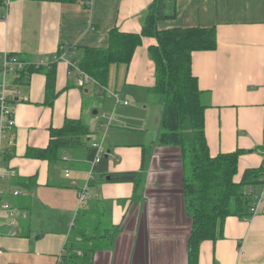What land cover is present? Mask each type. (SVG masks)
Masks as SVG:
<instances>
[{"label": "crops", "instance_id": "obj_1", "mask_svg": "<svg viewBox=\"0 0 264 264\" xmlns=\"http://www.w3.org/2000/svg\"><path fill=\"white\" fill-rule=\"evenodd\" d=\"M154 1L90 0L84 6L12 0L5 14L0 7V57L15 54L30 64H54L55 71L50 106L44 101L42 72L14 88V127L4 144L9 151L5 159L2 156L0 172V199L9 205L7 210L0 205V264H61L70 240H79L82 233L106 235L111 227L118 232L107 247L93 253L92 264H264V201L251 218L227 217L221 238L201 242L190 255L181 152L156 146L158 125L154 135L132 126L129 104H120L136 95L160 105L155 97L157 102L149 99L148 90L154 84L148 46L155 41L143 38L127 69L110 66L104 92L98 93L107 97L100 103L104 120L109 117L106 129L89 117L97 103L91 97L85 101V95L88 87L95 89L94 81L79 88L78 70L59 58L68 46L78 48L75 54L83 48H106L113 30L140 33ZM162 6L159 31L215 29L217 48L193 53L191 68L207 105L204 137L209 154L241 151L234 177L239 181L246 169L264 162L259 151L264 145V0H164ZM66 121L80 122L89 130V136L81 138L86 146L64 150L54 162L27 156L46 149L51 131ZM95 133L104 136L108 163L106 171L95 172L87 182L88 149ZM123 172H141L140 180L133 184L100 178ZM81 187L89 196L78 208ZM14 191L20 194L13 196ZM77 216L85 222L73 233Z\"/></svg>", "mask_w": 264, "mask_h": 264}, {"label": "trees", "instance_id": "obj_2", "mask_svg": "<svg viewBox=\"0 0 264 264\" xmlns=\"http://www.w3.org/2000/svg\"><path fill=\"white\" fill-rule=\"evenodd\" d=\"M74 4L81 2L86 6L88 0H33ZM164 0H155L147 9L138 34L110 31L106 48L67 47L70 62L86 74L95 83L98 93L108 81L111 65L125 66L126 69L135 49L141 45L143 38L153 39L154 44L148 46V54L154 66V84L148 89L150 95L160 104L161 112L158 120V136L154 144L159 147L179 148L183 166V197L186 214L191 222L189 235L190 255L193 256L199 244L206 240L221 238V229L227 217L251 218L258 214L251 209L256 197L264 185V162L260 167L246 169L239 181L235 180L237 163L241 151L211 156L205 139L204 93L199 89L197 78L192 72V54L213 51L217 48L215 29L212 28H173L159 31L157 22L164 18ZM4 1L0 0V7ZM6 11V10H5ZM5 15L2 16V18ZM73 53V54H72ZM25 62V61H24ZM30 64L13 79L14 86L27 82L35 72H42L46 78L47 105H52L55 94L54 64L47 67ZM51 131V138L46 149L30 151L27 156L58 161L62 151L86 146L81 138L89 136V130L80 122L66 121L58 131ZM89 148V147H88ZM264 145L260 153H264ZM9 147L3 149V158ZM95 156L90 146L88 160ZM108 160L101 158L95 172L106 171ZM145 151H143L141 169L145 168ZM187 168V169H186ZM189 168V169H188ZM103 174V173H102ZM141 172H123L104 174L100 178L109 177L112 182L137 184ZM33 181V180H31ZM34 183V181H33ZM106 235H80L79 240H70L68 250L61 264H92V255L107 247L118 232L117 227L105 230ZM79 235V234H78Z\"/></svg>", "mask_w": 264, "mask_h": 264}, {"label": "built area", "instance_id": "obj_3", "mask_svg": "<svg viewBox=\"0 0 264 264\" xmlns=\"http://www.w3.org/2000/svg\"><path fill=\"white\" fill-rule=\"evenodd\" d=\"M89 1L87 2L86 6H89ZM12 2V0H4V10H7L9 4ZM5 16L2 18L4 19ZM60 59L66 60L69 67L71 69H77L69 59V53L66 51L65 53H62V55H59ZM68 58V59H67ZM41 65V64H40ZM26 66V62L19 59L15 54H8L4 53L0 57V172L2 170V153L4 147V142L6 140H9V133L12 131L14 127V120H13V106H14V99L18 96V92L14 89L15 86L12 84L13 79L18 77L19 73L23 70V68ZM78 70V69H77ZM79 74V78L77 81V85L79 88H84L85 85H88V83L93 80H91L86 74L82 73L81 71H77ZM117 96V95H116ZM115 96V99L117 103H120L117 100V97ZM120 104L128 105L127 102H121ZM104 117V115H103ZM93 137H90L92 140ZM90 146L95 150V156L94 158L89 161L91 169L89 172V176L87 179V182H91L93 180V175L95 173V167L98 163H100L101 158L104 154L103 144L102 141H91ZM68 177V175H65ZM2 178V175L0 173V179ZM1 190H0V196H1ZM20 194L19 191H14L13 196H18ZM263 195H264V185L262 187L261 193L258 197H256V203L251 209L253 213L258 212L259 206L263 204ZM87 189L86 187H81L78 189L77 192V202H78V208L82 207L85 201L88 199ZM0 205L3 209L7 210L9 209L8 203H3L0 199ZM264 205V204H263ZM13 216V214H10Z\"/></svg>", "mask_w": 264, "mask_h": 264}, {"label": "rangeland", "instance_id": "obj_4", "mask_svg": "<svg viewBox=\"0 0 264 264\" xmlns=\"http://www.w3.org/2000/svg\"><path fill=\"white\" fill-rule=\"evenodd\" d=\"M5 13H6V11L3 10V14H5ZM116 66L126 68L125 66H121V65H116ZM88 89H89V93L85 95V99H86L85 101H87L89 99V97H91L93 103H94V101L97 103V105H95L96 107H94L90 110L89 117L91 116V118H96L100 121L99 124H101V125H99V129H101L102 125H104L103 126L104 129H106L108 126L107 121H109V117H107V119L104 120L105 118L103 117V115H105V114L102 113L104 108L100 103H102L103 101H106L107 97H103L102 95H99L97 89L92 88V86L88 87ZM130 98H127L125 101L129 104L128 112L130 115L129 118L132 122V126L145 128V130L149 131L152 135H154L156 133V130H157V121H158L159 114H160L159 110L161 109L160 105H154V104L148 103L144 97H140V96L136 97V95H134L133 97H130ZM149 99L153 100L154 102H157L156 99L152 95H149ZM88 104L89 103L86 102L87 106H88ZM106 113L108 115H110L109 112H106ZM93 137L99 142L102 141V144H103V142H104L103 141L104 140L103 135L100 136V134L98 135V133H95L93 135ZM8 141L9 140H6L4 142V144H6ZM87 142L89 145L90 140H88ZM240 168H241V170L243 168H245V164H240ZM238 170H239V167H238ZM75 217H76V215H75ZM74 220H75V222L72 224V225H74V227L72 228L73 233H74L75 229L77 231V229L80 228L85 222V219L81 220V217H78V216Z\"/></svg>", "mask_w": 264, "mask_h": 264}, {"label": "water", "instance_id": "obj_5", "mask_svg": "<svg viewBox=\"0 0 264 264\" xmlns=\"http://www.w3.org/2000/svg\"><path fill=\"white\" fill-rule=\"evenodd\" d=\"M104 158H107V155H105ZM109 180H110L109 177H106V181H109Z\"/></svg>", "mask_w": 264, "mask_h": 264}]
</instances>
